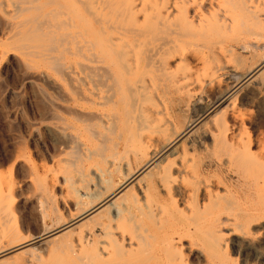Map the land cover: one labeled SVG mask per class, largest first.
<instances>
[{
    "label": "bare ground",
    "instance_id": "6f19581e",
    "mask_svg": "<svg viewBox=\"0 0 264 264\" xmlns=\"http://www.w3.org/2000/svg\"><path fill=\"white\" fill-rule=\"evenodd\" d=\"M10 3L9 48L43 56L60 73L79 69L78 87L35 90V123L69 147L64 163L81 184L71 187L76 209L66 217L42 196L41 230L27 237L0 198V256L28 252L30 264L45 246L55 252L48 264H242L237 252L264 242V233L259 239L249 230L251 223L264 230V149L253 152L257 142L237 133L242 111L222 103L242 87L252 92L264 54L253 66L244 55L264 45V0ZM127 150L115 179L113 158ZM92 156L106 173L90 183L81 172ZM133 182H141L142 201L125 190ZM158 186L166 200L149 198ZM174 194L186 198L177 203ZM230 234L237 237L229 243ZM258 247L254 256L264 260Z\"/></svg>",
    "mask_w": 264,
    "mask_h": 264
},
{
    "label": "rangeland",
    "instance_id": "374dc122",
    "mask_svg": "<svg viewBox=\"0 0 264 264\" xmlns=\"http://www.w3.org/2000/svg\"><path fill=\"white\" fill-rule=\"evenodd\" d=\"M0 1H2L0 5V19L2 20H0V198L1 201L6 204L8 213H10V216L8 217L10 218L12 216V219H10L12 222L8 221L10 223L15 222L17 224L19 227V236L26 235L27 237L31 233L38 234L41 230V214L38 211V201L42 198V196L49 198L48 196L50 194L53 201L52 204L56 207V211L63 217L74 213L76 209L74 206V196L71 191V187H80L81 177H79V171L76 169H74V171L71 165L64 163V161L66 162L68 160L67 158H70L68 156L69 151L67 152L69 147H59L60 145L56 144L57 141H55L58 136L55 137L56 135L54 131L50 130L51 128L45 126L44 123H35L37 115L35 110V101L38 98V96L35 95H37L36 89L39 88L53 90V88H59L60 85L61 87H70V85L67 86L70 81H72V83L70 82L72 87L74 86L73 84L76 86L79 82L78 79L80 77V72L75 63V66L72 64H70V67L67 68L64 66L65 69L63 68V72L61 69L62 73H60V69L54 70L55 67L51 68L52 66L48 62V59L43 56H34L32 54H23L22 56L21 52L19 53V49L9 48V41L14 27H12L10 22L7 26L6 22L9 21V19H7V15L12 12V5L10 0ZM8 36H10V38ZM6 37L7 39H5ZM2 49L7 50L1 52ZM256 52L257 53L254 55H250L248 52L245 53L244 61L246 64L253 66L261 60L260 58L264 54V45H260ZM42 57L46 61L41 59ZM69 61V58H63L64 63L68 64ZM25 62L28 64L25 65ZM24 65L29 68H25ZM53 70L56 71V74ZM65 70H69V73L68 71L67 73L70 74V78L76 76V80L74 78H72L74 80H67L69 77H65V75L68 76ZM58 71L62 74L61 78L59 73L57 74ZM257 71L254 73L255 77L251 79V81H256V84L253 81V83L250 82L253 86L250 87L252 92H249L247 87H242L237 93H235V97L231 96L228 99L229 101H224L222 105L225 106L224 104H226L229 111L230 109L236 112L242 111L243 114L238 112L239 116H241V127L237 133L243 137L249 136L255 143L257 142V145L252 146L253 152L260 154L261 151L259 149H264V62L260 64ZM62 77L64 81L62 80ZM260 81L262 82L261 84ZM65 83L67 84L65 85ZM57 84L60 85L58 86ZM78 85L79 84H77V87ZM253 90H255V92ZM243 95H245V97ZM33 115H35V118ZM226 120L228 124H230V117H228V115L226 116ZM229 127V129H232L233 132L236 131V129H233L231 125H229ZM48 137L50 140H48ZM69 144L71 143L69 142ZM121 155H123V159L120 157ZM129 156L130 152L127 150L124 152L122 151L115 158H113L114 165H119H116L117 167L115 166L118 170L114 168L115 171H113L115 179L120 175L122 170L121 166H125L126 159ZM92 157L91 158L93 160H89V162L85 164L82 172L80 171L82 174L86 173L89 175L90 183H93L95 178L97 180L99 175L106 173V170H102L105 167V164L98 162V158H96V156ZM117 161L118 163H116ZM68 168L70 170V182L65 178L66 170ZM90 169L92 170V173L97 174V177L96 174L94 175L95 177L93 176ZM140 174V176L144 175L143 172ZM183 182L186 183L187 187L190 186V183L187 180H183ZM135 183L133 182L130 186H128V183L125 190L129 189L130 192H135L137 198H141L139 200L142 201L144 196L142 195L141 182ZM95 184L96 183L93 185L89 184V187L92 186L91 188H96ZM131 186L133 191H131ZM135 188H138L137 191ZM157 188L158 191L149 196V198L152 197L150 198L152 200H166L164 190L159 186ZM130 192H127V197L131 194ZM173 196L176 200L175 202L177 203L180 201L182 202V200L186 198V196L181 197L176 194ZM47 213L49 217H45L43 221L49 224L52 221V218L50 217L52 216V212L50 213V210L48 209ZM24 218L28 220V222H26ZM252 226H255V228ZM258 226V223H251L249 230L253 232L255 238L257 236V238L260 239V237L263 236L264 230ZM236 237V234H230L227 238L228 242L230 243V239ZM258 244L260 245L258 249L264 251V242L260 239L256 240L253 244H249L250 246L245 245L242 248L243 250H239L240 253L237 252L238 258L241 260L242 264H264V260L262 258L254 256L253 250L257 249L256 246H259ZM245 247L250 248H248V250ZM37 249H35V251L41 254V260L39 259L38 261H33L30 264H48L55 256V252L52 253L49 247L46 248L45 246H38ZM12 252L13 251L3 253L0 256V263L28 264L27 262H24V259L27 258V256L29 257L28 252L20 251L19 253L18 250H15V253ZM17 253H19L18 256ZM9 254L12 256L8 258L7 255ZM1 259H5V261H1Z\"/></svg>",
    "mask_w": 264,
    "mask_h": 264
}]
</instances>
